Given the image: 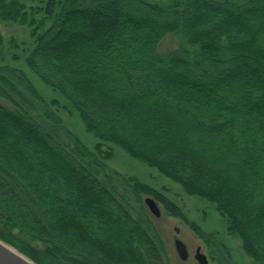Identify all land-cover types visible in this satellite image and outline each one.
Masks as SVG:
<instances>
[{
    "label": "trees",
    "instance_id": "1",
    "mask_svg": "<svg viewBox=\"0 0 264 264\" xmlns=\"http://www.w3.org/2000/svg\"><path fill=\"white\" fill-rule=\"evenodd\" d=\"M7 20L30 27L26 65L97 140L2 63L0 30L1 240L36 264H171L150 195L231 264L176 202L106 162L112 144L213 203L264 264V0H0Z\"/></svg>",
    "mask_w": 264,
    "mask_h": 264
},
{
    "label": "rangeland",
    "instance_id": "2",
    "mask_svg": "<svg viewBox=\"0 0 264 264\" xmlns=\"http://www.w3.org/2000/svg\"><path fill=\"white\" fill-rule=\"evenodd\" d=\"M27 5L41 4V0H23ZM168 2L169 0H160ZM0 30L3 35L4 60L13 66H20L25 69L28 76L33 81L37 91L48 101L57 99L59 106L57 112L63 118L65 124L76 133L81 140L89 147L93 148L97 138L86 130L85 125L75 111H69L63 106L68 105L67 101L50 86L46 85L25 63V56L32 43L30 27L27 24H20L13 21H1ZM177 36L169 34L159 44L161 50L169 49L178 43ZM0 63V64H2ZM113 156L106 162L123 174L135 176L140 181L162 191L165 195L176 202L185 212L189 220L195 221L200 227L215 235V240L223 243L226 248L223 253L231 264H261L247 255L242 247L241 239L227 230L226 219L220 215L213 203L199 196L188 194L183 187L160 173L156 168L140 161L117 145H110ZM149 195H144V198ZM153 197V196H152ZM154 198V197H153ZM155 199V198H154ZM156 200V199H155ZM160 207L161 214L155 216L151 211L154 223L161 232L169 253L171 264H201L197 258L198 253L206 256L207 264H219L216 253L199 235L179 217L166 213L161 202L156 200ZM182 239L187 245L189 256L182 259L177 253L175 239Z\"/></svg>",
    "mask_w": 264,
    "mask_h": 264
},
{
    "label": "water",
    "instance_id": "3",
    "mask_svg": "<svg viewBox=\"0 0 264 264\" xmlns=\"http://www.w3.org/2000/svg\"><path fill=\"white\" fill-rule=\"evenodd\" d=\"M145 202L149 210L155 215L159 216L161 210L156 200L152 196L145 197ZM175 247L178 255L182 259H187L189 256L188 248L185 242L180 239H175ZM197 258L200 260L201 264H207L206 256L202 253L197 254ZM0 264H36L32 259L18 251L13 246L4 242L0 239Z\"/></svg>",
    "mask_w": 264,
    "mask_h": 264
}]
</instances>
